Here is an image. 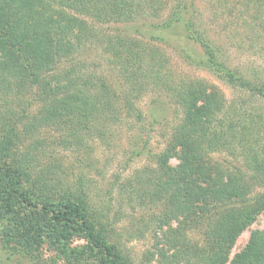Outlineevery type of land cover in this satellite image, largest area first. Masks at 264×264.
<instances>
[{
  "label": "trees",
  "instance_id": "obj_1",
  "mask_svg": "<svg viewBox=\"0 0 264 264\" xmlns=\"http://www.w3.org/2000/svg\"><path fill=\"white\" fill-rule=\"evenodd\" d=\"M212 2L216 11L227 7L228 17L249 33L264 28L262 0ZM183 3L175 0L159 30L178 28ZM166 4L0 0V98H9L0 109V251L6 261L18 256L38 263L36 252L46 244L54 250L52 263L60 258L67 264H130L92 213L81 182L60 192L55 171L37 170L35 158L19 151V138L52 126L72 146H82L83 137H103L119 121L118 100L125 115L137 119L130 97L155 86L172 95L183 118L170 143L151 155L152 168L128 185L131 200L158 205L160 235L147 257L156 255L158 264H264V227L250 232L229 259L239 235L264 211V113L256 108L264 102V80L220 60L192 18L181 24L183 36L201 46L206 68L242 94L226 100L202 81L170 79L159 49L101 28L157 20ZM98 48L126 90L113 89L98 64L86 59ZM33 105L37 110L31 113ZM220 153L234 163L211 157ZM77 241L83 244L72 247Z\"/></svg>",
  "mask_w": 264,
  "mask_h": 264
},
{
  "label": "rangeland",
  "instance_id": "obj_2",
  "mask_svg": "<svg viewBox=\"0 0 264 264\" xmlns=\"http://www.w3.org/2000/svg\"><path fill=\"white\" fill-rule=\"evenodd\" d=\"M262 1L261 20L264 21ZM166 2L165 10L157 20L107 24L101 28L109 34L129 36L159 49L166 60L170 79L202 81L210 87H216L226 100L242 94L231 89L206 68L201 46L183 36L181 24L192 18L203 36L208 37L218 50L220 60L225 61L231 69L264 80V28L258 26L255 28L256 33H249L237 19L228 17L227 7L216 11L212 0H184L178 28L165 33L159 30V24L172 13L175 0ZM85 57L98 64L97 72L113 89L121 85L126 90L119 83L115 68L107 63L99 48L90 50ZM26 97H22L23 102ZM7 100L8 97L0 98V109L2 102ZM130 101L136 110L137 119L134 118L135 114L125 115L124 107L118 100L115 109L119 121L110 126L103 137H83L82 146H72L60 130L47 126L30 134L21 133L18 149L35 158L37 170L47 171L49 175L55 171L54 181L59 180L60 192L69 187L75 189L77 182H81L92 213L107 230L109 241L121 250L130 264H158L156 255L154 258L147 257L149 253L155 252L156 236L160 235L156 227L158 205L141 206L136 199L131 200L128 185L135 186L136 179L143 178L144 172L152 168L151 155L159 154L170 143L183 113L171 94L155 86H147L137 98L130 97ZM253 103L250 106H254ZM257 105L256 108L264 113V102ZM30 110L31 113L36 112L37 106L33 105ZM211 157L231 161L224 153L211 154ZM170 163L174 165L176 161ZM263 227L264 211L254 224L239 235L229 259L243 248L250 232L260 231ZM188 237L198 241L194 233H189ZM82 244L77 241L71 246L78 248ZM36 253L41 263L18 256L6 261V255L0 251V264H67L60 258L52 263L54 250L46 244L40 246Z\"/></svg>",
  "mask_w": 264,
  "mask_h": 264
}]
</instances>
